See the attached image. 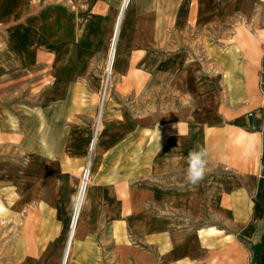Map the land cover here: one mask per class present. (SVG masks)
Instances as JSON below:
<instances>
[{"label": "crops", "instance_id": "obj_1", "mask_svg": "<svg viewBox=\"0 0 264 264\" xmlns=\"http://www.w3.org/2000/svg\"><path fill=\"white\" fill-rule=\"evenodd\" d=\"M123 2L0 0V108L21 80L43 97L46 131L30 136L46 135L34 159L47 213L63 221L71 209L113 49L119 100L100 103L75 264H264V40L248 60L241 40L238 57L215 59L235 70L197 60L209 33L264 31V0ZM197 146L207 176L193 188L185 168Z\"/></svg>", "mask_w": 264, "mask_h": 264}, {"label": "rangeland", "instance_id": "obj_2", "mask_svg": "<svg viewBox=\"0 0 264 264\" xmlns=\"http://www.w3.org/2000/svg\"><path fill=\"white\" fill-rule=\"evenodd\" d=\"M241 27V30L225 34L209 33L212 39L200 45L197 51V60L201 62L202 71L235 70L236 64L223 65L215 59L226 53L238 57L240 48L233 47L238 40L246 44L245 49L241 50L247 51V55L244 53L247 60L253 55L256 50L253 46L260 38L263 37L264 40V31L260 29V25L242 23ZM226 43H230V46L224 48ZM214 44L219 47L213 48ZM110 58L112 59V55ZM107 64L108 57L103 73L102 93L97 99L93 118L86 121L87 126L90 122V134L86 143L85 159L82 161L74 189V194H81L85 201L94 182L96 142L93 149H90V142L98 132L97 127L102 119L103 110L98 117L100 103L102 102L103 107L112 98L119 100L112 91L120 87L121 81H113L114 65L109 72ZM30 84V79L21 80L16 85L14 94L5 95L6 102L0 108V264H75V235L83 210L79 215V212L73 213L71 206L63 221L60 215L47 213L45 198L41 195L46 183L44 167L34 159L41 144L44 148L48 146L47 143H42L46 140V135L44 134L41 143L37 137L34 139L30 136L31 130H36L37 126L40 132L46 131L47 111L46 105H41L42 96L29 94ZM32 116L35 118L34 128L31 123ZM89 160L90 170L89 164L87 165ZM85 170L88 174L84 184L82 181Z\"/></svg>", "mask_w": 264, "mask_h": 264}, {"label": "clouds", "instance_id": "obj_3", "mask_svg": "<svg viewBox=\"0 0 264 264\" xmlns=\"http://www.w3.org/2000/svg\"><path fill=\"white\" fill-rule=\"evenodd\" d=\"M130 2V0H128ZM185 180L193 188L198 187L207 176V151L201 146H197L190 151L186 158ZM73 212H79L85 207V199L79 193L71 197Z\"/></svg>", "mask_w": 264, "mask_h": 264}, {"label": "bare ground", "instance_id": "obj_4", "mask_svg": "<svg viewBox=\"0 0 264 264\" xmlns=\"http://www.w3.org/2000/svg\"><path fill=\"white\" fill-rule=\"evenodd\" d=\"M128 3V0H124V2H123V7H125L126 6V4ZM111 55L113 56V49L111 50ZM111 55H110V57H111ZM111 58L109 59V65H108V71H109V69H110V66H111ZM86 169V168H85ZM89 170V169H88ZM87 174H88V171L86 172V170H85V172H84V180H85V176H87ZM80 192H81V190H80Z\"/></svg>", "mask_w": 264, "mask_h": 264}, {"label": "trees", "instance_id": "obj_5", "mask_svg": "<svg viewBox=\"0 0 264 264\" xmlns=\"http://www.w3.org/2000/svg\"><path fill=\"white\" fill-rule=\"evenodd\" d=\"M262 158H263V162H264V155L262 156Z\"/></svg>", "mask_w": 264, "mask_h": 264}]
</instances>
